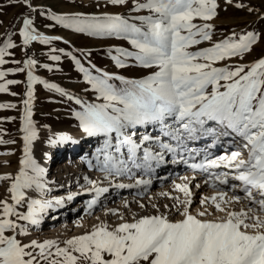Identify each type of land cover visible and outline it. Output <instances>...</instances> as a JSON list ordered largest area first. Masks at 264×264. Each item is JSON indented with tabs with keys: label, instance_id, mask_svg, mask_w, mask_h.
<instances>
[{
	"label": "snow or ice",
	"instance_id": "obj_1",
	"mask_svg": "<svg viewBox=\"0 0 264 264\" xmlns=\"http://www.w3.org/2000/svg\"><path fill=\"white\" fill-rule=\"evenodd\" d=\"M12 2L32 12L40 11L31 0ZM107 4L126 7L129 14L49 12V18L88 36L127 41L130 48H110L107 55L117 68L139 67L145 75L127 77L102 69L89 59L91 51L76 49L82 60L73 52L53 49L70 57L83 74L88 85L85 91L95 96L87 101L35 75V59L28 58L24 67L7 70L27 69V91L20 118L23 155L15 174H0V183L7 184V195L0 199V264H264V57L252 63H227L250 54L260 34L232 32L210 47L192 51L193 46L212 40L214 25L209 21L217 16V0H106ZM236 7L245 6L238 3ZM198 19L203 23H195ZM5 35L0 44V65L8 63L5 56L12 55L9 50L17 47L12 33ZM19 36L24 46L61 39L39 32L29 16L22 18ZM61 54L49 58L59 62ZM221 63L223 66H217ZM43 67L52 70L48 64ZM5 76L6 72L0 71V78ZM16 83L19 81L0 83V92H7L8 86ZM37 83L79 105L73 112L79 127L87 137L100 141L87 163L102 174L108 187L84 177L91 185L85 191L94 193L86 201L87 211L97 206L109 187L139 188L137 195L142 196L157 169L168 163H182L194 173L207 174L205 184L219 190L202 197L200 208L193 211L191 180L181 177L184 182L174 181L173 186L183 198L160 194L174 201L171 208L164 205L166 212L151 203L150 197L155 212L138 215L131 212L125 199L123 207L131 219L120 209L110 208L105 215L116 216L118 222L97 217L99 222L90 230L63 241L25 242L29 228L39 226L50 209L63 207L65 201V197L43 198L51 190L50 182L47 170L32 154L33 142L38 139L32 119L33 86ZM15 107L0 104V108ZM207 138H211L210 144L193 146ZM0 143L14 141L0 138ZM48 143L62 148L80 141L61 133ZM217 146L224 151L213 157L210 149ZM124 176L133 183L118 182ZM225 185L227 191L221 187ZM30 192L40 193L41 198ZM75 195L80 193L69 194L66 199L71 201ZM136 202L141 209L146 207ZM237 204L241 205L239 210L233 207ZM172 209L180 219L170 218Z\"/></svg>",
	"mask_w": 264,
	"mask_h": 264
},
{
	"label": "rangeland",
	"instance_id": "obj_2",
	"mask_svg": "<svg viewBox=\"0 0 264 264\" xmlns=\"http://www.w3.org/2000/svg\"><path fill=\"white\" fill-rule=\"evenodd\" d=\"M31 2L33 7L43 11L45 14L40 15V11L32 12L27 6L16 5L12 0H0V44L6 39V33H12L13 42L17 45L14 49L9 50L12 55L5 56L8 63L0 65V71L6 72V76L0 78V83H4L6 80L19 81V83L9 85L7 92H0V104L16 105L15 108H0V138L5 141H14V143H0V174H15L18 170L19 159L23 155V133L20 131V118L23 114V100L26 98L27 69L24 72H7L8 69L24 67L23 61L28 58L35 59L37 60V66L34 69L35 75L49 83H55L69 93L87 101H93L95 96L91 91H85L88 85L83 80V74L78 71L74 61L70 57L64 56L58 51L53 52V49H64L65 52H73V54L79 56L82 60L84 58L81 53L75 50L91 51L92 56L89 59L93 64L102 69L123 74L127 77H140L146 74L145 70L139 67L119 69L107 55V50L110 48L119 46L130 48L127 41L115 37L88 36L87 34L64 28L49 18V12L57 14L76 12L85 14H99L103 12L129 14L126 7L106 5V0H31ZM238 3H242L245 7L237 8L236 4ZM97 4H99V7H97ZM217 4V16L209 21V23L214 25L212 40L203 41L199 45L193 46L191 50L197 51L201 48L210 47L213 43L224 39L232 32L245 33L254 31L260 34L261 39L254 45L252 52L245 55L243 59L233 58L227 61V63H252L256 59L264 57V0H232L231 4L227 3V0H217ZM249 8L253 9V11L249 12ZM24 16L34 19V27L39 32L48 36H58L61 39L54 40L50 44L34 41L30 45L24 46L22 38L19 36V28L22 26V18ZM195 23L201 24L203 21L198 19ZM55 54L62 55V59L59 62L52 61L49 58ZM12 61H19L20 63H13ZM45 64L50 65L52 70L43 67ZM217 66H223V64H217ZM33 87L32 119L35 122L38 139L33 142L32 148L36 153V158L40 162V165L43 167L44 162L48 161V167L51 168L58 165V161L62 158L64 160L70 154L73 157V155L80 153L82 150L87 151V149V152H90L87 156L92 158L94 148L100 141L94 137H86L83 140L77 138L76 134L82 131V129L79 127L73 112L78 110L80 106L67 97L45 88L43 84L37 83ZM61 133L80 141L81 145L57 148L48 143L50 138H54ZM4 161H8L9 163L4 164ZM6 187V183H0V199L7 195ZM192 187H195V185ZM49 188L51 190L45 192L43 198L51 200L53 198L65 197L64 206L54 211L50 209L39 226H31L29 228L30 234L25 238V242L30 239L40 241L44 239H58L63 241L73 235L82 234L99 222L94 219V214L101 211L116 198L115 190L111 189L112 194L110 196H108L109 193L103 194L97 206L89 212L86 210V201L90 200L94 193L86 192L85 190L83 192L70 190L63 194H58V189L55 191L50 184ZM75 193H80V195H75L71 201L66 199L69 194ZM29 194L35 198H41L40 193L30 192ZM199 197L200 195L196 194L193 205L198 202ZM67 213L72 216V220L68 218L69 215L67 216ZM52 216H56L57 219H51ZM64 222L68 223L66 227L64 224V229H51L52 224H58L59 226Z\"/></svg>",
	"mask_w": 264,
	"mask_h": 264
},
{
	"label": "bare ground",
	"instance_id": "obj_3",
	"mask_svg": "<svg viewBox=\"0 0 264 264\" xmlns=\"http://www.w3.org/2000/svg\"><path fill=\"white\" fill-rule=\"evenodd\" d=\"M77 138L80 140H83V138H86L87 136L83 133V131H79L76 134ZM88 139V138H87ZM207 144L211 143V138H208L205 140ZM205 143V142H204ZM34 144V143H33ZM78 145H81L80 143ZM201 141L195 142L193 146L195 147H201ZM98 146V145H97ZM96 146V147H97ZM92 149V147H90ZM95 149V148H94ZM88 151V149H87ZM87 151L82 150L80 153L73 155H68L67 158H64V160H59L58 165H55L51 168L48 167V161L44 162L43 167L47 170L46 179L50 182L49 184L51 187L55 189H58V194H63L65 192H68L70 190H76V191H84L87 188H90L91 185L88 184L84 177L87 176L91 180H98L101 181L100 186L108 187L107 181H103L102 174L95 168L89 167L87 160L90 159ZM212 152L213 157L218 156L222 154L224 149L221 146H217L215 150L210 149ZM32 154L34 158H36V153L34 149L32 148ZM66 157V156H65ZM167 159H171V157H167ZM37 162L40 164V162L37 160ZM159 171V173L157 172ZM156 173L152 177V184L147 189L146 192L142 196L137 195L138 192L141 191L139 188H131V189H116L114 187H109V194L110 196L112 194V190H115L116 198H114L113 202L111 201L110 204L106 205L101 211L94 214V219L97 220V217H99L101 220H107L109 223L118 222L117 217L114 215H105L106 209L110 208H117L121 211L125 212L129 219H131V214L124 209L123 207V200L127 199L130 202V209L131 212H135L138 215H148L153 214L155 210L151 207V203H155L159 206L161 212L168 211L164 208V205L171 206L174 204V201L170 199L167 196L160 195L161 193H171L172 196H180L183 198V194L179 193L174 189L173 182L181 183L184 182L181 180V177H188L191 180L190 188L192 192L194 193L193 201L196 199V194H199L200 197L198 198V202L193 205L192 210L195 211L196 209L200 208V199L204 196H211L214 194L215 191L219 190L218 188H214L208 184H205V180L208 179L207 174L196 171L195 173L186 165L179 163V164H172L168 163L161 168L157 169ZM217 171H226V169H219ZM195 176V179L192 180L191 178ZM118 182L122 183H133V180L129 179V177L124 176L121 177ZM233 183H235L233 181ZM199 184L200 187H192L193 185ZM223 190L227 191L228 186H221ZM53 189V190H54ZM114 194V195H115ZM238 195H243L241 192H237ZM107 196V195H106ZM151 199V203L149 201V198ZM135 198V199H134ZM136 201L142 202L146 205L144 209H141ZM236 210H239L241 205L237 204L234 205ZM69 214L67 213V216ZM170 218L173 220L180 219L181 216L175 211V209H172V211L169 213ZM216 215H223L222 213H217ZM69 219L72 218V216H68ZM65 218V219H68ZM210 219L212 217H209ZM72 220V219H71ZM68 225L67 222H64L63 224H52L51 229H64Z\"/></svg>",
	"mask_w": 264,
	"mask_h": 264
}]
</instances>
